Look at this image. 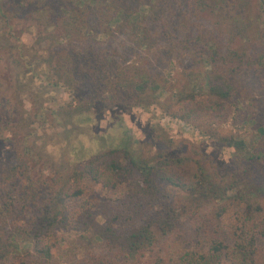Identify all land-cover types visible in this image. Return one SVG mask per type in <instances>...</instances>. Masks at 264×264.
<instances>
[{"label": "trees", "instance_id": "trees-1", "mask_svg": "<svg viewBox=\"0 0 264 264\" xmlns=\"http://www.w3.org/2000/svg\"><path fill=\"white\" fill-rule=\"evenodd\" d=\"M18 1L4 10L3 2L7 0H0V14L4 13L2 18L11 20L28 16L46 27V35L57 25L71 40L85 38L92 33L89 19L93 13L102 14L105 21L112 23L118 16L128 21L131 19L128 17L139 8L137 0ZM141 1L146 3V0ZM178 5L198 20H202L205 13L212 16L210 27L204 29L201 24L192 23L190 16L182 11L179 19L183 38L180 42L189 44L186 50L196 55L192 46L203 44L205 48L201 51L205 61L213 67L221 63L226 68L237 65L231 68L234 76L237 75L235 70L247 57L241 54L240 40L251 41L247 33H250L254 22L264 37V29L260 28L264 0H186L184 4L179 1ZM51 15H55L58 22L50 20ZM196 25L202 30L196 32ZM4 35L6 33L0 32V41ZM209 42L211 44L208 45ZM60 43V38H54L49 49L43 50L42 54L38 49L30 51L19 43V47L13 49L16 52L12 60L15 81L19 83L24 77L32 84L45 74L52 81V86H64L74 91L81 104L85 97L90 96L83 110L80 109L86 116L100 102L107 106L103 109L120 105L129 109L131 103H135L132 106L149 110L154 105L160 86L149 76L145 78L143 70L120 63L110 56L77 53L70 47L57 52L54 49ZM220 47H223V53ZM4 49L0 42V54ZM255 60L249 65L264 67V54ZM207 71L202 70L197 75H205L198 81L200 85L193 86L191 91L176 93V106L171 115L198 128H207L211 137L235 149L242 162V170L221 177L199 156H141L131 149L130 134L125 132L121 146L90 158L81 170L76 166L71 170L63 168L64 172L50 181L47 203L35 223L36 231L6 233V215L13 214L15 210L16 190L11 183L19 182L25 174V180H34L31 176L33 168L28 167L24 160L29 157L31 148L22 139L19 146L22 150L18 154L20 165L13 167L5 179L0 178V264H8L9 260L28 251L30 244H33L36 254L47 259L60 252L59 238L57 243L48 244L47 235L66 224V202L83 194L82 184L87 177L109 190L117 189L118 184L125 186L120 198L105 202L102 222L93 223L91 238L87 237L90 234L82 236L88 243L83 252V260L88 264H223L225 261L231 264H263L264 251L260 243L264 240V125L257 126L259 140L254 144L235 134H220L213 130L214 125L221 124L218 107L213 106L232 102L237 92L229 77L215 70ZM26 89L19 85L22 94ZM18 97L15 96L16 99ZM0 99H4L1 90ZM7 100L5 98L0 107L7 106ZM90 120L89 117L84 119ZM161 137L166 140L165 133ZM70 143L73 145L71 140ZM165 144L171 148L173 141L168 139ZM38 154L40 158H46L45 154ZM64 155L68 157L69 153ZM53 156L47 152L48 158ZM235 177L236 180L233 179ZM251 182L257 186H251ZM234 208L241 209L237 212L240 225L232 232L224 233L219 222ZM178 242L181 245L172 250V243ZM194 243H200L202 249L192 250L190 245ZM28 244V248L24 247Z\"/></svg>", "mask_w": 264, "mask_h": 264}, {"label": "rangeland", "instance_id": "rangeland-1", "mask_svg": "<svg viewBox=\"0 0 264 264\" xmlns=\"http://www.w3.org/2000/svg\"><path fill=\"white\" fill-rule=\"evenodd\" d=\"M179 1L184 4L186 0H146V3L137 0L139 8L128 17L130 21L115 16L116 19L108 23L102 14L93 13L89 19L92 33L76 40L65 37L56 23L46 35V27L28 16L8 20L2 18L4 13L0 14V32L6 33L0 41L5 48L0 54V90L3 101L6 98L9 102L7 106L0 107V178L5 179L13 167L20 165L18 154L22 148L19 146L24 139V143L27 142V146L32 149L29 157L24 160L28 167L33 168L31 176L34 179L33 182L25 180V174L19 182L9 181L16 190V200L14 213L6 215V233L36 231L35 223L43 213L49 196L48 185L52 184L53 178L62 174L63 168L71 170L76 166L81 170L90 158L121 146V137L125 132L130 134L131 149L141 156H199L221 177L242 170V162L235 149L211 137L207 128H198L181 119H174L171 114L176 106V93L191 91L193 86L200 85L198 81L205 77L197 76L200 71L215 70L233 81L237 94L232 102L213 106L218 107L221 116L218 120L220 126L214 125L213 130L220 134H235L250 144L258 141L256 128L260 124L264 125V67L249 64L256 61L255 57L264 54L262 31L257 29L259 25L254 22L250 33H247L251 41L240 40L241 54L247 57L235 70L237 75L234 76L231 68L237 65L226 68L223 63H219L218 67H213L202 56L201 50L205 48L203 44H194L192 50L197 54L192 55L186 50L189 44L180 42L183 27L179 17L184 9L178 5ZM18 2L7 0L3 2V9L8 10ZM187 14L192 23L201 24L204 29L210 27L212 16L208 13L203 14L202 20L193 18L190 11ZM50 20L56 21L55 15H51ZM260 23L263 30L264 13ZM194 29L196 32L202 30L199 26ZM169 34L172 35L169 37ZM57 37L61 42L54 49L57 52L70 47L77 53L110 56L120 63L143 70L145 78L149 76L160 86L154 105L149 110L132 106L135 103H131L129 109L121 105L103 109L106 105L100 102L86 116L81 112L90 96L85 97L81 104L74 91L64 86H52V81L45 74L32 84L24 77H21L19 83L16 82L15 65L12 62L16 52L13 49L19 47L20 43L30 51L38 49L39 54H42ZM216 43L219 44V41ZM223 47H220L222 53ZM19 85L27 88L25 94L21 93ZM15 96L19 97L16 99ZM3 101L0 99V103ZM85 117L91 118L90 122L84 121ZM164 133L166 140L161 139ZM168 139L173 141L171 148L165 144ZM47 152L54 156L48 158ZM65 152L69 153L68 157L64 155ZM38 153L45 154L46 158H40ZM233 179L236 180V177ZM256 184L251 182V186ZM118 185L117 189L109 190L88 177L84 178L83 194L66 202L65 215L68 221L64 226L51 231L47 240L44 239L50 244L57 243L59 238L60 252L57 251L53 258L47 259L44 255L36 254L33 244H30L31 249L9 260L8 264H88L83 260V252L88 248V243L82 236L90 234L87 237L91 238L93 223L102 222L105 202L118 199L124 193V184ZM240 210L231 209L219 222L224 233H230L240 225L237 219ZM204 228L207 229L206 226ZM172 245V250H176L175 246L181 243ZM190 246L192 250L202 249L200 243ZM260 246L264 251V240ZM223 264L231 263L225 261Z\"/></svg>", "mask_w": 264, "mask_h": 264}]
</instances>
